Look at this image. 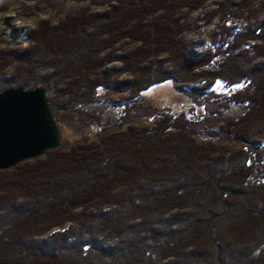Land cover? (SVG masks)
Here are the masks:
<instances>
[{
	"label": "trees",
	"instance_id": "trees-1",
	"mask_svg": "<svg viewBox=\"0 0 264 264\" xmlns=\"http://www.w3.org/2000/svg\"><path fill=\"white\" fill-rule=\"evenodd\" d=\"M73 1L87 4L39 0L58 22L0 50V92L44 86L57 120L102 132L0 170V264H264V2L220 1L196 48L191 14L211 0ZM218 80L243 88L224 99ZM167 82L244 111L203 140L188 111L137 124L142 93ZM110 96L126 114L104 122L90 106Z\"/></svg>",
	"mask_w": 264,
	"mask_h": 264
},
{
	"label": "rangeland",
	"instance_id": "rangeland-1",
	"mask_svg": "<svg viewBox=\"0 0 264 264\" xmlns=\"http://www.w3.org/2000/svg\"><path fill=\"white\" fill-rule=\"evenodd\" d=\"M64 3L66 10L73 7H82L87 2H77L73 0H59ZM222 0L208 1L203 9L196 10L191 14L192 20L199 26L194 30L187 32L189 39L194 40L196 48L202 47V43L208 38V35L221 23L219 18H215L210 23H205V16L207 12L217 9L218 3ZM264 2V0H262ZM42 7L41 9L37 7ZM103 7L93 6V11L102 10ZM60 12L52 7H45L43 4L39 5V0H14L13 4L9 6L7 11L0 10V32L4 36L5 40L0 41V50L6 47H26L28 41H25L24 34L37 26L44 19H51L52 22H58ZM246 21L235 20L234 25L243 27ZM15 40L12 42V40ZM11 40L12 43H9ZM253 41L247 43V45L253 44ZM209 68V67H208ZM243 85L235 84L227 86L224 81L218 80L215 83L214 92L219 94L221 98L230 97L235 92L242 90ZM134 108L135 122L139 125L146 127L147 125H153L154 119L158 116L159 110L162 109L165 112L174 113L175 111L189 112V116L195 121L196 137L200 139L205 133H213L219 131L220 124L224 119L229 117L241 116V112L244 111V106L230 102L228 104L215 103V105H201L195 104L189 97H186L184 93L177 90L171 82L156 85L148 92L142 93V97L136 103ZM126 101L119 96H110L106 98H99L92 106L90 110L95 111L103 116V121H113L118 119L120 115L126 114ZM159 109V110H158ZM59 132L61 133L62 146L71 144L79 138L83 137H95L98 133L102 132V129L98 126H89L85 123H78L58 120ZM195 135V134H194ZM218 143H229L231 146L241 149L247 146L246 143H238L237 141H227L224 138L217 139ZM56 149V148H55ZM45 155V154H44ZM42 155V156H44ZM41 157V156H40ZM37 158V157H36ZM32 160V159H31ZM35 160V159H33ZM13 168V167H12ZM70 223H67L60 227H55L54 230H61L67 227Z\"/></svg>",
	"mask_w": 264,
	"mask_h": 264
},
{
	"label": "water",
	"instance_id": "water-1",
	"mask_svg": "<svg viewBox=\"0 0 264 264\" xmlns=\"http://www.w3.org/2000/svg\"><path fill=\"white\" fill-rule=\"evenodd\" d=\"M44 86L0 92V170L36 159L62 144L51 97Z\"/></svg>",
	"mask_w": 264,
	"mask_h": 264
}]
</instances>
